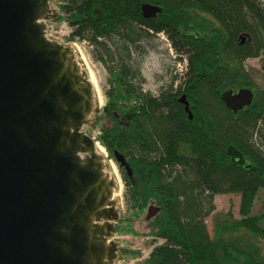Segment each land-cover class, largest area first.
<instances>
[{
    "label": "trees",
    "instance_id": "trees-1",
    "mask_svg": "<svg viewBox=\"0 0 264 264\" xmlns=\"http://www.w3.org/2000/svg\"><path fill=\"white\" fill-rule=\"evenodd\" d=\"M69 39L97 48L108 82L102 114L109 126L96 139L117 166L128 210L157 206L152 236L161 241L146 264H264V92L242 65L264 52V5L257 0H58ZM157 5L142 17L140 5ZM161 33L185 70L158 93L142 91L143 42ZM174 78V79H173ZM178 82L172 86L174 80ZM248 87L249 104L232 113L219 94ZM254 88V90H253ZM186 100L190 119L177 98ZM244 164L230 161L229 145ZM238 196L239 233L208 236L203 219L217 194ZM155 241H152V243ZM264 251V247H263Z\"/></svg>",
    "mask_w": 264,
    "mask_h": 264
},
{
    "label": "water",
    "instance_id": "water-1",
    "mask_svg": "<svg viewBox=\"0 0 264 264\" xmlns=\"http://www.w3.org/2000/svg\"><path fill=\"white\" fill-rule=\"evenodd\" d=\"M52 0H0V264H116L118 178L95 128L98 84L75 44L47 37ZM142 17L159 6L140 5ZM219 97L232 111L252 100L244 86ZM186 111L183 94L177 98ZM230 161L244 164L227 145ZM129 176L124 156L112 151ZM144 218L157 206L147 205Z\"/></svg>",
    "mask_w": 264,
    "mask_h": 264
},
{
    "label": "rangeland",
    "instance_id": "rangeland-1",
    "mask_svg": "<svg viewBox=\"0 0 264 264\" xmlns=\"http://www.w3.org/2000/svg\"><path fill=\"white\" fill-rule=\"evenodd\" d=\"M257 1L262 2L264 5V0ZM59 4L60 2L58 0H52L50 2L49 6L55 11L56 19L55 21L51 20L47 23V37L50 39L54 38L56 41L67 45L75 44L79 52L84 55L81 61L84 62V67L89 70V72L93 73L94 80L98 84L100 98L95 128L88 129L86 133L91 135V131H94L97 135L99 128L109 126L110 123L109 117L103 115L101 111L102 107L106 104L103 92L107 89L108 85V82H106L107 72H105L103 64L96 59L99 54L97 48L89 45L86 40L78 41L75 38H68L70 28L66 25L67 22L62 16L63 12L58 8ZM142 45L144 49H146V53L139 58L138 63L140 70L139 74L144 81V83L141 84V89L142 91L150 92L154 95L158 93L160 87H164L172 80V76L174 78L179 77L180 72L183 71V69L179 68L182 59L178 60L176 58L172 48H170L167 40L161 33H157L152 39L143 42ZM242 65H244V69L250 76V81L253 86L258 88L259 91L264 92V52L258 57L244 58ZM174 81L172 86H175V83L178 82L177 79ZM107 159L109 158L107 157ZM109 162L112 163L116 177L120 182V191H118L117 194L118 198H120L118 203L121 209L120 213L126 215L124 220L118 222L114 229V234H112V238L117 240L120 246V253L117 259H115L116 264H146L145 259L147 252L150 251V248L154 244L161 241V239L154 240L151 232L155 229L152 225L157 214L154 213L150 218H144L146 206L139 212L136 210H128L125 204V198L123 197L125 187L121 181L122 178L112 158L109 159ZM263 193V189H259L252 199L249 215H256L259 213L258 211L260 210L261 204L260 198ZM238 196L239 195L228 193L223 195L217 194L212 197V204H214L213 210L203 219L208 236H217L218 234L227 236L230 233H239L244 228V226L238 223L241 218V214L238 213ZM252 239L261 246L260 253L264 255V243L255 237H252ZM152 241L155 242L152 243Z\"/></svg>",
    "mask_w": 264,
    "mask_h": 264
},
{
    "label": "built area",
    "instance_id": "built-area-1",
    "mask_svg": "<svg viewBox=\"0 0 264 264\" xmlns=\"http://www.w3.org/2000/svg\"><path fill=\"white\" fill-rule=\"evenodd\" d=\"M47 35H48V34H47ZM184 66H185V65H184V61H181L180 64H179V68L185 70ZM95 135H96V132H94V131L92 132V131H91V136H92L94 139H96V136H95Z\"/></svg>",
    "mask_w": 264,
    "mask_h": 264
},
{
    "label": "bare ground",
    "instance_id": "bare-ground-1",
    "mask_svg": "<svg viewBox=\"0 0 264 264\" xmlns=\"http://www.w3.org/2000/svg\"><path fill=\"white\" fill-rule=\"evenodd\" d=\"M81 62H82V61H81ZM82 63H83V65H84V62H82ZM97 102H99V100H98ZM100 150H101L102 152H104L103 149H102V147H101ZM109 164H110L111 167H113L111 162H109ZM113 172H114V174H115L114 167H113ZM115 176H116V174H115Z\"/></svg>",
    "mask_w": 264,
    "mask_h": 264
},
{
    "label": "flooded vegetation",
    "instance_id": "flooded-vegetation-1",
    "mask_svg": "<svg viewBox=\"0 0 264 264\" xmlns=\"http://www.w3.org/2000/svg\"><path fill=\"white\" fill-rule=\"evenodd\" d=\"M233 91H235V90H233ZM233 91H231V93H233ZM252 92V91H251Z\"/></svg>",
    "mask_w": 264,
    "mask_h": 264
}]
</instances>
